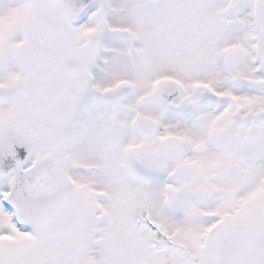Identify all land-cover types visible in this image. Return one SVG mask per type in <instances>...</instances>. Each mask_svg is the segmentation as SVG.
Here are the masks:
<instances>
[{"label": "snow or ice", "instance_id": "snow-or-ice-1", "mask_svg": "<svg viewBox=\"0 0 264 264\" xmlns=\"http://www.w3.org/2000/svg\"><path fill=\"white\" fill-rule=\"evenodd\" d=\"M0 264H264V0H0Z\"/></svg>", "mask_w": 264, "mask_h": 264}]
</instances>
